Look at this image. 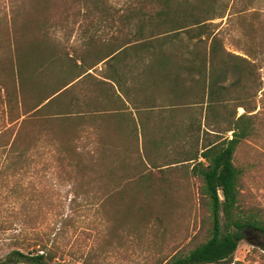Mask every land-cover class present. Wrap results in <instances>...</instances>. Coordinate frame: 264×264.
Instances as JSON below:
<instances>
[{
    "label": "trees",
    "instance_id": "1",
    "mask_svg": "<svg viewBox=\"0 0 264 264\" xmlns=\"http://www.w3.org/2000/svg\"><path fill=\"white\" fill-rule=\"evenodd\" d=\"M37 2L62 5L64 12L76 6L77 14L83 11L85 16L105 23L111 32L104 49L97 52L98 57L91 65L94 67L104 60L105 67L100 70V74L81 72L61 78L55 81L48 93L28 99L25 91L31 75H25L24 79L22 64L24 59L33 60L35 57L30 51L22 52L19 41H14L13 53L0 57V112L8 123L0 128V154H4L0 183L8 180L9 172L11 176L18 174L15 164L26 148L35 143V136L28 129L33 127L37 114L46 106L71 99V103L65 105L67 107L59 106L51 115L63 128L56 137L64 152L61 153L62 157L77 172L88 169L93 163L99 164L105 158L111 161L119 147H126L132 151L128 159L139 157L140 164H136V167L144 165L146 170L128 173L129 180L125 185H114L116 190L113 192L119 197L135 189L147 194L150 186L145 187L132 180L153 178V170L162 174L159 176H164L165 171H168L182 179L192 178L200 182L197 185V199L202 213L192 241L155 264H230L244 230L264 234L263 210L247 203L244 198L243 176L248 168L236 162L239 144L258 134L254 98L260 89V81L253 61L224 47L217 23L214 22V19L224 16L222 9L217 6L218 0H129L122 9L112 6L109 0ZM27 20V25H30L28 29L31 28L33 33L42 32V24L34 17H28ZM26 29L22 34L25 42L29 38ZM44 31L41 36H46L47 31ZM122 52L133 53L139 76L144 80L142 85L147 86L145 81H149L150 109L142 114L178 113L187 110L186 106L190 104L196 105L190 111L193 120L171 123L170 127H175L171 132L169 123H151L164 124L163 132L166 133L159 134L158 129L147 128L148 123L141 120L140 116L135 121L131 112L123 109L118 111L116 87L119 80L115 66ZM179 71L189 77V83L185 86L178 82ZM228 73L235 75L230 82ZM79 76L80 79L73 82ZM243 80L249 82L250 87ZM237 86H240V90H237ZM77 87L85 89L82 93L74 94ZM228 88L232 89L229 95L226 93ZM164 101L170 104L163 105ZM229 102H233L232 108H229ZM81 104L85 105V110ZM78 105L81 110L72 109ZM174 105L182 107H172ZM238 107L243 112L237 115ZM85 118L92 120L97 130L107 129L103 136L97 138L99 149L95 156H89L90 153L87 156L78 149L76 135L71 130V125L78 128V123ZM222 124L224 127L218 130ZM222 132H231V135L223 138ZM168 134L171 137L190 138V141L187 140L188 147L171 155L165 163L157 164L150 149L160 148ZM153 137H161V140ZM26 144L28 147H25ZM84 156L88 158L86 162ZM115 170L108 168L105 175L111 180L116 179L118 172ZM96 174L100 176V172ZM161 181L155 187L157 190L163 191L171 186L168 180ZM171 181L177 183L178 180ZM118 204L114 203L115 217H111L113 224L110 233L120 223L115 215ZM150 207V201L144 199L138 205L142 213ZM5 230L14 231L9 237H0V251L3 250L0 264H66L62 262L61 246L56 242L58 232L52 238L36 231L28 232L18 217L10 221L1 220L0 233ZM80 264L95 263L86 255L80 257Z\"/></svg>",
    "mask_w": 264,
    "mask_h": 264
},
{
    "label": "rangeland",
    "instance_id": "2",
    "mask_svg": "<svg viewBox=\"0 0 264 264\" xmlns=\"http://www.w3.org/2000/svg\"><path fill=\"white\" fill-rule=\"evenodd\" d=\"M109 1L115 8L122 9L129 0ZM61 6L39 4L37 0H0V57L13 53V43L18 40L22 52L30 51L35 61L43 64L37 76L30 74L31 80L25 91L28 99L48 93L55 81L74 76L75 71L68 62H64L67 59L80 56L86 60V65H92L98 57L97 52L104 49L111 32L105 23L85 16L83 11L77 14L76 6L65 12ZM217 6L224 16L214 19V22L217 23L224 47L253 61L259 73L260 89L254 98L258 134L239 144L236 162L248 168L243 176L245 201L264 212V0H218ZM28 17H34L42 24V32L33 33L31 28L28 29ZM26 27L29 38L25 42L22 34ZM44 30L47 34L41 36ZM52 55L60 58V66L51 64ZM101 69L97 67L91 73L100 74ZM234 78V74L228 73V82ZM243 81L250 87L249 82ZM83 89L77 87L74 94L82 93ZM237 90H240V86H237ZM230 92L232 89L228 88L227 95ZM70 103L71 99L66 98L59 104L46 106L37 114L33 127L28 129L36 141L26 148L15 164L18 174L11 176L9 172L8 180L0 183V221L18 217L28 232L36 231L50 238L58 232L56 242L61 246L62 262L66 264H80V257L86 255L95 264H155L188 245L200 225L202 211L197 199V185L200 182L192 178L182 179L168 171L164 176H159L162 174L153 170V178L132 180L145 187L150 186L148 195L135 189L119 197L113 192L115 186L125 185L129 180L128 173L146 170L144 165L136 167V164H140L139 157L128 159L132 151L126 147H119L111 161L105 158L99 164L93 163L88 169L77 172L62 157L61 153L64 152L56 137L63 128L51 115L59 106ZM232 105L233 102L228 103L229 108ZM81 106L85 110V105ZM72 109L81 110V107L73 106ZM242 112L243 109L238 107L237 115ZM178 114L192 116L188 110H180ZM4 116L0 112V128L8 124ZM149 126L151 130L158 129L159 134L166 133L163 132L164 124ZM71 127L78 149L87 156V153L95 156L99 149L97 138L103 136L107 129L97 130L89 118L81 120L78 128ZM223 127V124L220 125L218 130ZM230 135L231 132H222L221 137L228 138ZM153 138L161 140V137ZM187 140L190 141V138L165 136V146L148 150L156 157L157 164H163L171 155L186 149ZM87 156L83 158L85 162ZM3 157L4 154H0V167ZM108 168L116 169V179L111 180L105 175ZM96 172H100L99 177ZM161 180H168L171 186L163 191L157 190L155 187ZM171 180L178 181L175 183ZM143 199L151 203L145 213L138 208ZM116 202L119 204L115 215L120 223L110 233ZM220 219L222 223V212ZM12 231H3L0 237H9ZM230 264H264V234L244 230Z\"/></svg>",
    "mask_w": 264,
    "mask_h": 264
},
{
    "label": "crops",
    "instance_id": "3",
    "mask_svg": "<svg viewBox=\"0 0 264 264\" xmlns=\"http://www.w3.org/2000/svg\"><path fill=\"white\" fill-rule=\"evenodd\" d=\"M85 47V46H84ZM84 50V48H82ZM119 52V50L117 51ZM119 54V53H118ZM51 64L53 66H60V58L51 56ZM36 62V63H35ZM65 63H69L73 71H75V74L84 72L91 73L92 69H95L99 67V69L104 66V60L101 61L96 66L92 67L90 64L86 65V60L83 58H80V56L76 58L67 59V61H64ZM116 72L118 76V85L116 87L118 97L116 99V108L119 111L120 109H123L125 112H131L132 117L135 121L140 119L143 121H146L148 124H146L147 128H150L149 125H152L151 123L155 122H163V123H169V128L171 123H180V122H188L190 120H193V116L188 115L187 117L181 116L178 113H166L162 115H149V114H142L144 111H148L150 109V103L149 99L151 96V91L149 88V81L146 79L147 86H143L142 83L144 80L139 76V70L136 66V62L134 60V56L132 52L124 53L122 52L121 55L118 56L116 59ZM31 68V69H27ZM43 68V64L41 62L35 61V58L33 60L31 59H24L22 64V72L25 75L27 72H30L29 74H34L35 76L40 73V70ZM33 70V71H32ZM32 71V72H31ZM81 76L75 78L73 82H76L78 79H80ZM120 77L122 79H120ZM189 77H187V74L185 72L179 71V78L178 82L183 83L184 86L189 83ZM72 82V83H73ZM145 98L147 100H145ZM47 101V100H46ZM45 101V102H46ZM44 102V103H45ZM43 103V104H44ZM163 105H167L170 103L162 102ZM185 106V105H184ZM203 107L205 104L202 105ZM172 107H182L178 105H174ZM196 107V105H187L186 109L190 112L192 111V108ZM186 110V111H187ZM201 121L203 122V117L201 115ZM203 127V125H202ZM211 132V131H209ZM212 133V132H211Z\"/></svg>",
    "mask_w": 264,
    "mask_h": 264
}]
</instances>
